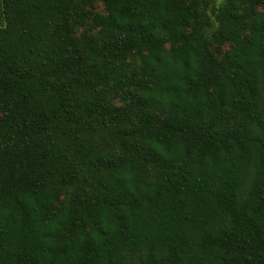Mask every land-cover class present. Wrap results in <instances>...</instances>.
Here are the masks:
<instances>
[{"label": "trees", "instance_id": "obj_1", "mask_svg": "<svg viewBox=\"0 0 264 264\" xmlns=\"http://www.w3.org/2000/svg\"><path fill=\"white\" fill-rule=\"evenodd\" d=\"M0 264H264V0H0Z\"/></svg>", "mask_w": 264, "mask_h": 264}, {"label": "rangeland", "instance_id": "obj_2", "mask_svg": "<svg viewBox=\"0 0 264 264\" xmlns=\"http://www.w3.org/2000/svg\"><path fill=\"white\" fill-rule=\"evenodd\" d=\"M95 9L97 12L103 13L104 12V7L101 3H96L95 4ZM229 49V47H213V51L215 52L216 56L221 59L225 52Z\"/></svg>", "mask_w": 264, "mask_h": 264}]
</instances>
